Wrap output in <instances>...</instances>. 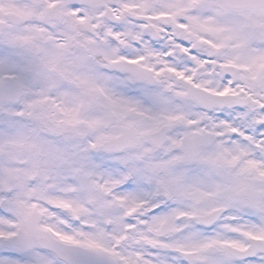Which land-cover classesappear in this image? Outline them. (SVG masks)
Here are the masks:
<instances>
[{
    "label": "rangeland",
    "instance_id": "obj_1",
    "mask_svg": "<svg viewBox=\"0 0 264 264\" xmlns=\"http://www.w3.org/2000/svg\"><path fill=\"white\" fill-rule=\"evenodd\" d=\"M23 1L0 0V21L9 12L22 20L0 38L1 83L12 81L22 92L17 105H0V264H63L40 250L25 230L32 212L42 216L39 230L118 264H181L177 256L164 253L165 246L195 252L199 264H211V257L217 260L214 264H240L228 256L226 246L241 250L249 237L264 241V224L253 222L256 215L264 216V145L257 155L251 145L231 139L229 131L238 127L242 137L249 138L252 124L235 125L227 115L203 114L184 101L183 90L169 78L170 70L187 77L194 70L177 55L183 48L163 38L158 25L140 34L138 25L127 18L113 26L104 18L103 7H76L69 0H47L46 6L59 2L61 18L47 25L43 16L48 7L40 5L32 12ZM216 2L104 0L116 17L123 10L157 18L167 14L173 23L186 26L182 37L187 42L209 36L215 43L228 44L230 50L234 44L228 40L240 37L238 24ZM81 24L87 32L80 31ZM145 24L146 29L151 27L150 22ZM248 24L254 27L253 22ZM45 27L48 44H30L34 32ZM108 35L113 39L108 40ZM153 37L161 42V49L146 44ZM116 41L125 46L124 51H118L122 47L116 48ZM134 43H142L147 58L140 67L151 69L158 85L150 90L132 84L129 95L122 82L93 68L101 62L106 72L105 61L139 59L143 50ZM7 49L17 60L7 61ZM166 51L177 60L167 58ZM215 76L203 71L201 83L213 80L211 88L224 90L225 79ZM72 87L78 91V101L67 97ZM166 88L187 111L175 109L161 97ZM256 93L264 96V89ZM30 119L40 122L45 136L29 128ZM210 121L216 126V141L189 159L180 139L200 133ZM175 123L179 127L169 129L167 141L154 152L148 135ZM124 130L137 141L121 154L104 150ZM130 179L133 187L124 183ZM221 207L227 215L217 225L207 232L197 227L195 217ZM18 230L29 238L26 254L18 246L5 245ZM212 250L219 253L212 256ZM249 264H264V257Z\"/></svg>",
    "mask_w": 264,
    "mask_h": 264
},
{
    "label": "flooded vegetation",
    "instance_id": "obj_2",
    "mask_svg": "<svg viewBox=\"0 0 264 264\" xmlns=\"http://www.w3.org/2000/svg\"><path fill=\"white\" fill-rule=\"evenodd\" d=\"M223 1L226 3L222 7L223 9L242 14L244 21L253 22L254 27L246 25L239 33V38L231 39L235 47L230 53V64L238 73V81L234 87L240 85V91L234 90L232 93H225L219 90H212V92L221 95H231L243 102L251 99L250 106H253V100L262 101L261 95L260 97L255 96L253 88L261 91L264 88V16L251 10H232L227 1ZM213 67L216 68L217 66L214 65ZM223 67L221 65L220 69ZM207 88L208 86L202 87V89Z\"/></svg>",
    "mask_w": 264,
    "mask_h": 264
},
{
    "label": "water",
    "instance_id": "obj_3",
    "mask_svg": "<svg viewBox=\"0 0 264 264\" xmlns=\"http://www.w3.org/2000/svg\"><path fill=\"white\" fill-rule=\"evenodd\" d=\"M254 2V0H253ZM260 3V2H259ZM254 8L258 7L259 5H252ZM153 81H150V83H152ZM14 98H15V102H17L18 98L20 97V93L18 92H14L13 93ZM14 100V99H13ZM165 131H162V133L159 135L160 139H159V144H161L164 140H165ZM126 141L122 142V145L120 144L121 142L119 140H115L112 142V144H114L115 146H117L118 150H122L124 148H126L128 146V142H130L133 138L130 137V135L128 133H126ZM194 137L190 136L186 139V143L184 144V146L186 147L187 151L191 152V154H195L196 151H198L199 149H201L204 145H206L207 143H209V141L205 140L203 142H200L201 144L199 145H192L191 143L193 141ZM158 144V145H159ZM211 216V221L206 222L207 225L212 224L213 222H215L218 218V214L215 217ZM40 222V217H38L37 222ZM45 233L42 232H36L33 231V238L37 241L38 245L44 249H47L49 251L54 252L59 258L65 260L66 262H68L69 264H112L111 262L107 261L106 259H104L103 257H100L96 254H92L89 253L85 250L79 249L76 250L74 247H65L61 244H49L47 243V241L45 240ZM26 247L23 249L24 251L26 250ZM264 251V245H262L260 242H253L252 243V247H250L246 252L244 253H233L234 257L239 258V259H245V258H249L251 256H253L254 254L257 253V251Z\"/></svg>",
    "mask_w": 264,
    "mask_h": 264
}]
</instances>
